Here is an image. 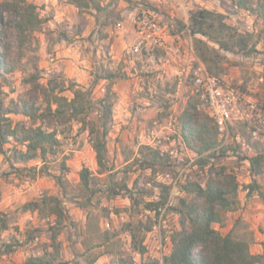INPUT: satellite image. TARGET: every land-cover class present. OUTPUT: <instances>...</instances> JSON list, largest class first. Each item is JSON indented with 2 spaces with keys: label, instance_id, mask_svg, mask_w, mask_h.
I'll use <instances>...</instances> for the list:
<instances>
[{
  "label": "rangeland",
  "instance_id": "rangeland-1",
  "mask_svg": "<svg viewBox=\"0 0 264 264\" xmlns=\"http://www.w3.org/2000/svg\"><path fill=\"white\" fill-rule=\"evenodd\" d=\"M26 1L36 6L42 23L21 49L14 41V30L9 31L8 36L14 41V67L9 74L0 76L3 106L20 107L21 100H29L40 114L52 90L68 100L73 98L74 91L80 90L91 104L85 116L87 126L99 125L98 102L109 90L112 113L105 139L104 168L96 163L88 127L83 129L78 121L52 125L49 119L40 117L33 123L22 115L6 116L12 124L55 129L57 144L47 149L43 159L37 157L28 162L17 159L15 152L25 148L11 138L0 147V252L5 245H11L13 250L0 254V264H22L29 257L52 252V235L56 232L58 264H93L102 255L108 257L103 264L131 259L128 244L132 234L138 240L142 238V245L148 241L146 252L157 255L146 227L150 225L152 229L158 215L145 210L144 205L159 200V185L171 184L177 167L169 158L170 165L162 169L158 165L154 170L145 169L141 162L150 158V150L159 151L160 146L169 145L167 138L175 141L169 145L171 148H178L179 118L193 95L188 74L194 64L190 63V55L184 54L162 74L155 70L156 63L145 58L132 59L128 50L133 42V20L148 7L157 9L170 33L178 34L186 45L193 44L190 34L176 22L181 21L184 13L171 18L160 1L149 0H99L106 7L102 14L93 9L80 12L68 0ZM187 1L191 2L189 10L199 7L223 13L229 25L252 36V54L220 52L223 72L216 77L232 87L252 88L264 101V20L256 11L257 3L264 4V0H253L251 10H236L229 0L224 5L219 0H202L203 5H198V0ZM244 11L249 12L250 19H246ZM32 75L37 76L35 82L29 81ZM108 75L113 77L102 79ZM241 143L245 144L244 149ZM221 147L227 148L225 155L203 167L198 158L197 166L189 168L190 174L202 186L220 167L236 177L239 189L233 208L224 212L223 223L214 228L222 235L230 232L246 242L251 254L263 256L264 264V171L255 178L259 188L249 195L246 186L254 178L245 162V158L264 151V141L237 125L228 144ZM237 151L241 153L238 157ZM83 167L92 173V193L80 182ZM44 195L62 200L68 218L59 230L52 229L55 218L47 210L23 209L24 204ZM181 198L189 200L191 195L183 193L173 199L163 218L161 236L166 255L171 251V235L179 230L178 215L168 208L177 206Z\"/></svg>",
  "mask_w": 264,
  "mask_h": 264
},
{
  "label": "trees",
  "instance_id": "trees-1",
  "mask_svg": "<svg viewBox=\"0 0 264 264\" xmlns=\"http://www.w3.org/2000/svg\"><path fill=\"white\" fill-rule=\"evenodd\" d=\"M130 1V0H127ZM226 0H219L224 5ZM253 0H229L230 6L236 10H251ZM80 12L93 9L102 14L106 7L99 0H68ZM258 17L264 20V4L256 5ZM146 9L158 12L156 8ZM7 13V14H6ZM159 13V12H158ZM182 30H188L193 41V49L207 69L216 76L223 72L220 63V52L240 53L250 55L255 51L254 44H250L251 35L240 33L235 27L226 22L223 13L211 11L205 8H192L188 11L187 22L176 21ZM42 20L36 12V6L26 0H0V76L9 74L14 67L11 59L12 45L16 41L19 49L24 45L27 37L41 25ZM14 30L15 40L8 35ZM36 75H32L30 82L36 81ZM113 75H108L110 79ZM43 91L46 92L44 89ZM99 104V125L91 123L87 126L85 116L91 107L86 93L76 90L73 98L68 100L52 92L49 95L44 109L38 114L39 109L29 100H21L20 107H4L0 100V147L8 143L11 138L15 143L23 145L25 150L15 152L17 159L28 162L39 157L43 159L47 149H52L57 144L56 130L46 131L41 126L26 127L21 123L12 124L7 115H22L28 117L33 123L37 118L49 119L52 125L61 124L63 121L76 120L86 127L90 135L91 148L95 153L96 163L104 168L106 158L105 139L109 131V122L112 113V101L109 98V90ZM199 98L193 94L183 110L179 121L181 138L185 145L199 156L198 164L203 167L210 160L218 159L227 152L226 147H221L214 121L199 108ZM51 126V124H49ZM150 158L142 160L141 166L154 170L156 165L160 169L166 168L169 159L160 155L157 150L149 151ZM249 164V173L254 178L246 186L248 194H253L259 188L255 178L264 171V151L245 158ZM100 172L99 174H101ZM82 186L92 193V173L83 167L79 172ZM59 181L60 178L58 177ZM160 194L157 202H148L145 210L159 212L167 202L169 186L159 185ZM186 194H190L189 200L181 198L177 206L168 208L178 215L179 230L170 237L171 251L162 260H149L143 264H263L262 255H253L249 252L248 244L238 240L228 232L222 235L214 228L224 221V212L230 211L234 205V197L239 189L236 177L228 173L224 167L214 170L202 186L193 179L181 186ZM118 195V192H113ZM27 211H44L55 218L53 230L64 227V221L68 215L62 207V200L54 196H42L40 200L23 205ZM60 227V228H59ZM5 229V224H2ZM151 226L146 227V232ZM57 233V232H56ZM56 233L52 235V252H44L41 256L29 257L22 264H58L59 244L56 242ZM142 238L137 239L131 235L130 248L134 252L144 254L145 247ZM11 245H5L2 253L12 252ZM117 264H133L130 258H121Z\"/></svg>",
  "mask_w": 264,
  "mask_h": 264
},
{
  "label": "built area",
  "instance_id": "built-area-1",
  "mask_svg": "<svg viewBox=\"0 0 264 264\" xmlns=\"http://www.w3.org/2000/svg\"><path fill=\"white\" fill-rule=\"evenodd\" d=\"M243 14L246 19L251 18L248 11H244ZM185 31L189 33L188 30ZM133 35V42L128 50L130 57L132 59L145 58L152 64L156 63L155 70L162 74L166 73L171 62L180 60L184 54L190 55V63L194 64L190 66L188 74L192 93L199 98L198 108L214 121L221 146L228 144L230 133L237 125L244 126L253 138L264 141V101L255 95L252 88L243 90L239 87H232L211 75L196 56L193 44L190 42L186 45L178 34L170 33L158 12L142 9L133 20ZM167 140L169 145L175 144L174 140L170 141L169 138ZM241 144L244 149L245 144ZM169 145H162L158 150L162 156L171 160L172 165L177 167V176L171 184H165L170 187L167 202L163 208L159 209L158 213L153 211L154 215H158V218L147 233L149 240L155 243L157 255L132 251L133 264H143L154 259L161 261L166 255L163 253L161 236L166 208L171 205L173 199L185 193L181 186L185 182L193 180L189 168L197 166L195 161L199 156L185 145L182 138L177 141V149L171 148ZM238 155H241L239 151L236 152L237 157ZM211 174L213 175V173ZM147 242H143L146 249H148Z\"/></svg>",
  "mask_w": 264,
  "mask_h": 264
},
{
  "label": "crops",
  "instance_id": "crops-1",
  "mask_svg": "<svg viewBox=\"0 0 264 264\" xmlns=\"http://www.w3.org/2000/svg\"><path fill=\"white\" fill-rule=\"evenodd\" d=\"M149 1L150 3H155L156 1H160L164 5L163 7L167 9V13L171 15V18H176L178 13L182 11L184 13V16L183 18L180 19L184 23L187 22L189 4H191L190 1L187 0H173L170 2H165L164 0H149ZM198 1H199L197 2L198 5H203L204 2L202 0H198ZM128 245H130V240ZM105 261H108V257L106 255H102L98 257V259L94 260L93 264H103Z\"/></svg>",
  "mask_w": 264,
  "mask_h": 264
}]
</instances>
